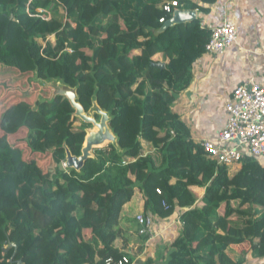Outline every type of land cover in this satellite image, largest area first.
I'll list each match as a JSON object with an SVG mask.
<instances>
[{
  "label": "trees",
  "instance_id": "obj_1",
  "mask_svg": "<svg viewBox=\"0 0 264 264\" xmlns=\"http://www.w3.org/2000/svg\"><path fill=\"white\" fill-rule=\"evenodd\" d=\"M166 1L0 0V69L8 72L0 97L9 92L0 99V264H107L123 256L133 264L118 241L127 246L121 221L137 186L147 214L183 210L161 264L264 257V166L247 155L231 176L172 110L207 53L210 30L199 16L163 29L161 18L172 17ZM204 5L184 4L208 13ZM53 81L74 89L88 115L100 120L96 105L106 111L121 146L96 148L81 170L63 167L68 150L82 154L94 125L79 120L66 95L50 93ZM22 86L41 96L34 106L18 101Z\"/></svg>",
  "mask_w": 264,
  "mask_h": 264
},
{
  "label": "crops",
  "instance_id": "obj_2",
  "mask_svg": "<svg viewBox=\"0 0 264 264\" xmlns=\"http://www.w3.org/2000/svg\"><path fill=\"white\" fill-rule=\"evenodd\" d=\"M187 1L204 5L199 0ZM204 6L209 8L208 13L191 9L196 10L197 17L202 18L203 28L211 30L214 26L230 19L236 23L238 38L224 53L217 56L204 53L194 62L190 86L176 96L172 106L173 112L178 114L188 126L197 143H200L204 138L215 136L225 127V103L237 85L251 80L264 84V0H217L213 4ZM184 9L189 8L184 6ZM27 89L28 86L21 87L18 101H27L26 104L34 106L41 96L39 95V97L38 93L35 94L32 91L28 93ZM4 90L2 89L0 99L5 98L9 93L3 94ZM20 107L23 116L24 109L22 106ZM1 109L4 110L5 107ZM2 116L0 113V139L5 134L1 128ZM17 125L19 124L16 123ZM25 135V131L19 134L12 133L9 134V139L16 140ZM256 159L264 166V156H259ZM240 167V165H235L228 169L229 174L235 175ZM182 211V208H177L174 215L169 218H160L154 214L156 221L150 229V234L147 235L148 239L143 242L142 237L145 235L139 233L140 225L136 218L139 214L147 213L145 212L144 194L137 186L133 199L124 207L121 226L127 233L130 224H135L136 240L141 246L137 252L133 253V250L128 249L127 246L118 245L123 246L126 252H132L133 264H148L149 259L155 260L154 264H161L165 260L160 257L168 253L166 250L181 233ZM236 251L233 255L240 257ZM244 263L264 264V257L251 253L246 256Z\"/></svg>",
  "mask_w": 264,
  "mask_h": 264
},
{
  "label": "built area",
  "instance_id": "obj_3",
  "mask_svg": "<svg viewBox=\"0 0 264 264\" xmlns=\"http://www.w3.org/2000/svg\"><path fill=\"white\" fill-rule=\"evenodd\" d=\"M162 9L173 14L176 9H184V4L179 0H168L162 4ZM37 14L50 18V14L47 15L43 8H38ZM160 22L165 23V17ZM237 38L236 23L227 19L211 28L206 52L215 56L222 54ZM67 50L71 51L70 48ZM225 112V127L215 136L204 138L199 143L206 156L228 169L240 164L247 155L264 156V84L251 80L237 85L225 103ZM64 165L66 167V163ZM136 219L140 225L139 233L150 234L156 221L155 215L139 214ZM129 260L128 256L119 260L110 257L107 264H124Z\"/></svg>",
  "mask_w": 264,
  "mask_h": 264
},
{
  "label": "water",
  "instance_id": "obj_4",
  "mask_svg": "<svg viewBox=\"0 0 264 264\" xmlns=\"http://www.w3.org/2000/svg\"><path fill=\"white\" fill-rule=\"evenodd\" d=\"M195 18H197L196 10L176 9L172 14V17L164 23L163 29L176 24L186 23ZM161 66H165V64L163 63L161 64ZM54 93L66 95L72 102L73 106L76 108V115L82 120L92 122L93 125H96L98 128L97 130H88L85 144L82 148V154L80 156L72 155L71 152L68 150L66 166L81 170L87 159L94 156L93 150L95 148L102 147L106 144V142L114 143L115 136L113 135V133L110 132L107 127V123L109 122L110 117L106 111L101 110L96 104V111L101 114V118L99 121H97L95 117H90L84 111L83 106L76 101V91L72 88L63 86Z\"/></svg>",
  "mask_w": 264,
  "mask_h": 264
},
{
  "label": "rangeland",
  "instance_id": "obj_5",
  "mask_svg": "<svg viewBox=\"0 0 264 264\" xmlns=\"http://www.w3.org/2000/svg\"><path fill=\"white\" fill-rule=\"evenodd\" d=\"M6 68V67H5ZM5 68H1L0 69V82L5 80L4 78H7L5 76L8 75V72L4 71ZM47 87L49 86L51 88V92L50 93H54L56 92L59 88L63 87V85L61 84V82L59 81H53V82H50L49 84L46 85ZM90 117H94L93 113L89 115ZM79 120H82L80 117H79ZM99 121V120H97ZM112 121H113V118L109 120V122L107 123V127L108 129L110 130L111 133H113V135L115 136V141H114V144H116L117 146H121L120 144V139H119V134L116 132L115 130V127L114 125L112 124ZM97 126L94 125L93 128H91V130H97ZM90 130V129H89ZM11 140V139H10ZM106 143H109V142H106ZM97 148H100V147H97ZM102 148H106V146H103ZM96 149V148H95ZM95 149L93 150V153L96 154V151ZM6 158L7 157H3L2 158V161L4 160V164H5V161H6ZM9 160V159H8ZM1 163V162H0ZM3 163V162H2ZM1 163V164H2ZM63 167H65L64 163H63ZM137 231L136 229V225L135 224H130V226L128 227V231L126 233V240L124 244H127V248L128 249H132L133 250V253L137 252L138 251V248L141 246L139 245V241L136 240V234L135 232ZM138 233V232H137ZM123 243L122 239L118 241V244H121ZM134 244V245H133ZM141 244V243H140ZM138 245V246H136ZM126 248V249H127ZM129 256H132V252H128Z\"/></svg>",
  "mask_w": 264,
  "mask_h": 264
}]
</instances>
